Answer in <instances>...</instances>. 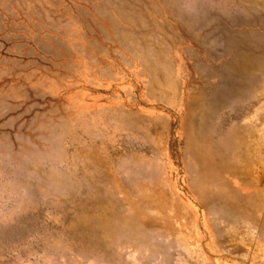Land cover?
Segmentation results:
<instances>
[{
  "label": "rangeland",
  "instance_id": "rangeland-1",
  "mask_svg": "<svg viewBox=\"0 0 264 264\" xmlns=\"http://www.w3.org/2000/svg\"><path fill=\"white\" fill-rule=\"evenodd\" d=\"M0 264H264V0H0Z\"/></svg>",
  "mask_w": 264,
  "mask_h": 264
}]
</instances>
